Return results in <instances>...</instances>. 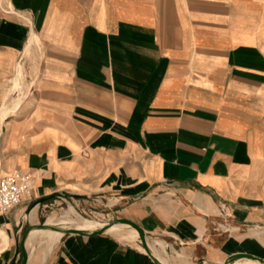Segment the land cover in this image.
Listing matches in <instances>:
<instances>
[{
    "label": "crops",
    "instance_id": "obj_1",
    "mask_svg": "<svg viewBox=\"0 0 264 264\" xmlns=\"http://www.w3.org/2000/svg\"><path fill=\"white\" fill-rule=\"evenodd\" d=\"M0 108V177L34 176L0 212V264L66 198L113 203L149 253L137 233L50 231L26 264L264 261V0H0Z\"/></svg>",
    "mask_w": 264,
    "mask_h": 264
},
{
    "label": "rangeland",
    "instance_id": "obj_2",
    "mask_svg": "<svg viewBox=\"0 0 264 264\" xmlns=\"http://www.w3.org/2000/svg\"><path fill=\"white\" fill-rule=\"evenodd\" d=\"M40 48L38 46H34L29 54V56L22 60V67H23V74L24 77L20 81L21 93H25L24 97L28 96L29 88L31 84L34 82L37 72L40 66ZM13 85L9 83L6 86V91L11 90ZM5 91V92H6ZM8 99L6 103L9 106V110L7 111L8 114L12 112L14 109L11 105H13V100L18 96V92L16 91H8ZM1 109V108H0ZM12 109V110H10ZM58 203H54L53 205L49 206L45 209L43 214L45 215L44 221L48 222L49 219L59 220L64 214L73 208L77 214L85 220L88 221H97L100 224H107V225H116L112 224L113 222H117L118 215L112 214L113 203H109L107 201L104 202H96L92 201L90 207L84 208L82 202L78 201L77 199H69L66 198L65 200H58ZM62 225H52L49 227L39 228L38 231H43L42 229H52L56 231H62L66 229L61 228ZM51 231V230H50ZM126 233V232H125ZM191 264V263H190Z\"/></svg>",
    "mask_w": 264,
    "mask_h": 264
},
{
    "label": "bare ground",
    "instance_id": "obj_3",
    "mask_svg": "<svg viewBox=\"0 0 264 264\" xmlns=\"http://www.w3.org/2000/svg\"><path fill=\"white\" fill-rule=\"evenodd\" d=\"M71 222H73V224L79 223L80 225H70ZM51 223H54V224H57V225H62L61 228H68V229L81 230V231H94V230H97V229H92V228H102L107 233H110V234L121 233V231H123V232L128 231V232H132V233H137V235L133 236L134 238H136L137 236L139 237L138 232L135 229H133L132 227L126 225V224L113 226V225H107V224H100L97 221H88V220L82 219L73 208H70V210L66 214H64V216H62L59 220H53L52 219ZM112 224H118V222H115V223H112ZM42 230H45V231H42V232L38 233V229H32L29 232V234L27 236V239H26V241H27L26 247H30L33 244V242L37 238H39V236H41L42 234L47 235L50 232V230L51 231H56V230H52V229H42ZM57 232H60V233L63 234L62 231H57ZM123 238H125V237H123ZM151 245L152 244H149V249L150 250H151ZM239 260L240 259L236 260L232 264H244V263L259 264L258 261H253V260H250V259H244V260L238 262ZM159 262H161V261L159 260ZM186 264H190V263H186Z\"/></svg>",
    "mask_w": 264,
    "mask_h": 264
},
{
    "label": "built area",
    "instance_id": "obj_4",
    "mask_svg": "<svg viewBox=\"0 0 264 264\" xmlns=\"http://www.w3.org/2000/svg\"><path fill=\"white\" fill-rule=\"evenodd\" d=\"M34 176L31 172L13 170L0 177V212L7 214L16 208L24 197H31Z\"/></svg>",
    "mask_w": 264,
    "mask_h": 264
},
{
    "label": "water",
    "instance_id": "obj_5",
    "mask_svg": "<svg viewBox=\"0 0 264 264\" xmlns=\"http://www.w3.org/2000/svg\"><path fill=\"white\" fill-rule=\"evenodd\" d=\"M117 222L118 223H122V224H126V225L132 227L133 229H135L138 232L141 244L146 249V251L149 253V250L147 248V244L145 242L144 234H143V231L141 230V228H139L136 224H134V223H132V222H130L128 220H125V219H118ZM113 223H115V222H113ZM40 227L41 228L49 227V225H44V226H40ZM94 231H96V230H94ZM94 231H81V230L67 229V230H63V234H85V233L94 232ZM100 231L103 232L105 230L104 229H100ZM29 232L30 231H27L24 234V237H23V242H22V247H23L22 248V257L23 258H22L21 264H26L27 259H28L27 253H26V251L24 249V244L26 242V239H27V236H28ZM151 256L157 262V264H162L153 255H151ZM238 259H250V260H253V261H258L259 264H264V261L261 258H258L256 256H253V255H250V254H236V255H233L228 260H226L223 264H232Z\"/></svg>",
    "mask_w": 264,
    "mask_h": 264
}]
</instances>
